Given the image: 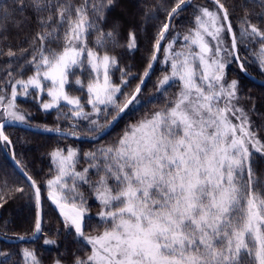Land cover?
Wrapping results in <instances>:
<instances>
[{"label": "snow or ice", "instance_id": "1", "mask_svg": "<svg viewBox=\"0 0 264 264\" xmlns=\"http://www.w3.org/2000/svg\"><path fill=\"white\" fill-rule=\"evenodd\" d=\"M142 40L134 71L119 50ZM0 60V147L15 165L0 169V209L33 211L31 232L0 223L5 240L63 245L53 264H264V95L232 75L264 76V0H0ZM28 101L67 126L34 124ZM21 126L72 138L46 153L50 178L18 158L6 129ZM0 264L43 262L21 247Z\"/></svg>", "mask_w": 264, "mask_h": 264}, {"label": "trees", "instance_id": "2", "mask_svg": "<svg viewBox=\"0 0 264 264\" xmlns=\"http://www.w3.org/2000/svg\"><path fill=\"white\" fill-rule=\"evenodd\" d=\"M195 2L200 4H208L209 0H195ZM235 2L241 3L242 0H235ZM256 10L258 11V9ZM149 32H151V29H149ZM12 43L13 45H15L16 43H18V41L13 40ZM148 47L149 45L147 44V42L142 40L140 50L135 53L130 54L124 50H119L121 59L124 63L133 65L134 71H140L144 66V57L147 55ZM2 63L3 61L0 60V64ZM160 67L161 65L157 64L156 75H159ZM249 71L253 75L264 79V76L259 73L255 65H252ZM232 75L235 78H239L242 80L244 91L246 93H250L254 97H260L261 95H264L263 86L257 85L254 81L249 80L243 74L237 75L236 73H233ZM153 79H155V77H153ZM149 87H151V85H149ZM22 106L27 108L33 114L34 124H48L49 126H54L55 124L59 123L62 128L67 126L63 118L61 119V121L56 120L55 112H49L48 114H45L38 108L36 104L32 103L31 101L24 103ZM65 111H67V109H65ZM123 123L124 122L122 121L120 125L117 126L109 136H106L102 143L113 141L122 130ZM6 132L14 141L18 158L26 161L30 173L32 175H38L41 180H46L53 174V172L50 171V161L46 153L50 151L51 148L57 145L63 146L64 144L74 143L71 139L61 140L58 136L55 135L39 134L19 127L7 128ZM75 146H78L84 151H87L93 148L95 145L90 142L76 141ZM82 166L83 162H81V167ZM14 168L15 167L9 160L8 153L2 147H0V169L6 170L9 174H12ZM11 179H22V177L16 170L15 175L11 176ZM42 195L46 196V190H42ZM89 203L91 205L92 212L96 214L100 211V208L94 199H90ZM45 210L46 217L44 222V229L49 237H53L55 231L58 228L62 227L60 218L58 217L57 213L50 210L48 203L45 204ZM32 217V208L25 204V202L23 201L10 203V205L5 206V209H0V223H2L4 219L10 220V227L13 231L18 233L31 232ZM21 247L34 248L43 264H53L54 259H56L63 250V245H61L60 248H57L55 245H45L43 243L42 236L36 242L19 244H10L0 238V250L18 252ZM15 259L19 260L20 257L17 255Z\"/></svg>", "mask_w": 264, "mask_h": 264}, {"label": "water", "instance_id": "3", "mask_svg": "<svg viewBox=\"0 0 264 264\" xmlns=\"http://www.w3.org/2000/svg\"><path fill=\"white\" fill-rule=\"evenodd\" d=\"M156 66H157V65H155L154 67L156 68ZM245 77H247V78H248L249 80H251V81H254L257 85H260V86H263V87H264V79H261V78L257 77L256 75H253L252 73H251V75H249V76H245ZM19 128H23V129L29 130V129L23 127V126H21V127H19ZM29 131H32V132H35V133H39V134H44V135H55V136H57L56 134H53V133H43L42 130H41V131H37V130H35V129H32V130H29ZM69 139L72 140V138H69ZM81 142H88V141H86V140H81ZM8 157H9V156H8ZM9 160H10V158H9ZM10 162L13 164V162H12L11 160H10ZM13 166L15 167L14 164H13ZM17 172L19 173L18 170H17ZM19 174H20V173H19ZM0 238L3 239V240H5L2 236H0ZM39 239H40V237L37 238L36 240H26V241H23V242L9 241V240H5V241L8 242V243H10V244H19V243H31V242H36V241H38Z\"/></svg>", "mask_w": 264, "mask_h": 264}, {"label": "rangeland", "instance_id": "4", "mask_svg": "<svg viewBox=\"0 0 264 264\" xmlns=\"http://www.w3.org/2000/svg\"><path fill=\"white\" fill-rule=\"evenodd\" d=\"M92 216H93V218H95L96 217V214L94 212H92Z\"/></svg>", "mask_w": 264, "mask_h": 264}]
</instances>
